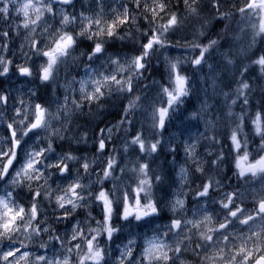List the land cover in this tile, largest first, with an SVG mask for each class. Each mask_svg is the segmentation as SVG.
<instances>
[{
  "label": "rangeland",
  "instance_id": "374dc122",
  "mask_svg": "<svg viewBox=\"0 0 264 264\" xmlns=\"http://www.w3.org/2000/svg\"><path fill=\"white\" fill-rule=\"evenodd\" d=\"M171 1L186 27L164 59L169 81L147 84L132 114H121L130 126L126 136L138 131L137 119L143 118L149 129L160 130L156 142L149 136L122 140L102 158L101 136L95 154L79 161L50 144L62 149L65 141H78L77 112L86 115L87 105L108 91L131 87L143 62L118 51L92 57L71 33L99 44L125 30L127 21L137 28L144 13L155 24L169 18L173 28V12L165 0L1 1L0 85L6 82V92H0V264H119L138 242L133 258L140 259L131 264H254L264 257V156L256 158L249 143L261 141L256 124L264 125L258 107L264 51L251 55L258 35L264 37V0H207L224 17L238 15L234 39L220 21L207 35L196 30L201 0ZM191 44L201 55L182 50ZM84 63L90 66L75 78ZM190 66L188 77L176 76L178 67L186 73ZM34 76L50 84L48 106L32 101ZM161 144L166 172H150ZM132 152L141 167L133 175L141 191L128 198L127 190L136 188L124 170L114 188L116 203L127 199L122 236L104 228L113 198L99 189L108 166ZM164 213L181 227L175 229ZM109 219L112 224L114 217ZM48 242L52 248L43 246Z\"/></svg>",
  "mask_w": 264,
  "mask_h": 264
},
{
  "label": "trees",
  "instance_id": "16d2710c",
  "mask_svg": "<svg viewBox=\"0 0 264 264\" xmlns=\"http://www.w3.org/2000/svg\"><path fill=\"white\" fill-rule=\"evenodd\" d=\"M166 2L167 5L170 6V2L168 0H166ZM209 2L207 0H201L198 3L199 10L202 12L203 16H206L207 19L216 17V13L212 9ZM184 22L186 24V19H184ZM216 22L214 24H210V21L207 22L206 31L209 32L211 28L216 24ZM222 24L225 23L222 22ZM228 26L229 24H227L226 27L221 28L226 32L224 34H229V31L231 29ZM164 29L165 28L163 25L162 26L156 25L155 27V25L151 21H149V22H142L140 25V29L138 31L127 29L125 31L129 30V32L123 34L120 37L118 36L116 38L115 37L109 38L105 36L104 38L105 41L104 42L102 41V45L100 46V50H102V52L118 51L126 54L127 56L139 57V58L147 57L148 54L152 52L153 57H150L148 59L147 64L144 67L143 71L140 72L135 77L134 79L135 87L132 90L124 91L123 89V91H121L117 95L110 94L105 101L99 102V104L96 105L97 107L93 110V112L89 114V117L84 118L82 121V126L80 130L81 135L80 138L78 139L80 142H82V144H80L79 146H73L72 142L74 141V139H70L68 141L69 144L64 145V151L78 155L79 153L85 150H90L87 144L89 140L92 139L93 134L96 130L94 129V127L96 128L101 123L104 122L109 123L110 121L120 119L119 115H121L123 111L128 116L132 114V112L136 107L135 103L138 101L139 97L146 89L145 85L148 84V82L155 74V71L157 70V67L154 66L153 59L158 55V52L161 49L160 41H163L164 39V35L162 32V30ZM79 40L80 42L83 41L81 37ZM93 47L96 49L94 45ZM159 70L160 69L158 68V71ZM41 88L45 89L46 87L41 86ZM40 96L43 97L44 94L40 93ZM259 100L261 101L259 102L260 103L259 109L262 113V117H264V93L259 97ZM125 126H126V122H125ZM256 126L262 129L261 126H258L257 124ZM137 134L138 132H136L134 135ZM129 174L132 175L131 173ZM121 216H122V207L121 206L115 207L114 213L112 215L114 219L112 221V224L110 221L109 227L111 228L118 227L122 223Z\"/></svg>",
  "mask_w": 264,
  "mask_h": 264
},
{
  "label": "water",
  "instance_id": "95a60500",
  "mask_svg": "<svg viewBox=\"0 0 264 264\" xmlns=\"http://www.w3.org/2000/svg\"><path fill=\"white\" fill-rule=\"evenodd\" d=\"M258 263L259 264H264V260H260Z\"/></svg>",
  "mask_w": 264,
  "mask_h": 264
},
{
  "label": "bare ground",
  "instance_id": "6f19581e",
  "mask_svg": "<svg viewBox=\"0 0 264 264\" xmlns=\"http://www.w3.org/2000/svg\"><path fill=\"white\" fill-rule=\"evenodd\" d=\"M244 202V201H243ZM245 203V202H244ZM9 239V238H8ZM8 243V242H7ZM1 246V245H0ZM2 247V246H1ZM5 248V247H4Z\"/></svg>",
  "mask_w": 264,
  "mask_h": 264
}]
</instances>
